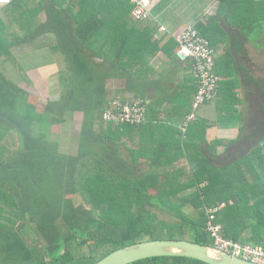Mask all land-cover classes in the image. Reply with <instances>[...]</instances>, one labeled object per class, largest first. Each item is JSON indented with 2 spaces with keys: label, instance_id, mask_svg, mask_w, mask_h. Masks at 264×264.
<instances>
[{
  "label": "trees",
  "instance_id": "trees-1",
  "mask_svg": "<svg viewBox=\"0 0 264 264\" xmlns=\"http://www.w3.org/2000/svg\"><path fill=\"white\" fill-rule=\"evenodd\" d=\"M80 1L41 0L33 6L32 0H13L0 12V140L6 136V143L7 136L16 134L0 149V213L8 225L14 222L0 227L2 262L97 264L119 249L154 240L215 247L208 212L222 204L226 206L217 223L223 238L264 249V77L253 75L248 51L242 50L246 64L240 69L250 91L248 114L241 118L242 144L231 141L236 147L223 155L211 146L208 151L198 148L193 158L187 157L191 166L180 169L187 180L172 182L169 170L163 176L143 173L137 162H128L119 149L110 147V141L125 137L124 129L147 125L148 113L141 125L105 118L117 112L115 101L125 105L146 100L140 68L146 47L135 27L120 20L115 28L106 14H96L94 4L86 2L88 7L75 13ZM220 1L227 19L231 13L225 6L239 10L245 32L234 38V46L245 38L264 49V0ZM41 13H46L45 21ZM199 31L213 46L209 30ZM112 32L118 36L101 37ZM45 36L52 42L39 52L43 58L38 66L28 67L15 58V49ZM22 57L32 60L31 54ZM188 58L193 69L194 60ZM11 61L20 70L17 79L4 70ZM49 65L57 66L50 75L45 70ZM31 74L48 79L50 96L43 107L26 87L34 84ZM111 80L123 81V93L133 96L111 95ZM75 113H82L84 120L80 134L70 135L68 145L77 151L72 154L62 151L52 129L68 123L67 115ZM162 212L171 220L162 218ZM31 226L37 240L25 238ZM133 264L206 263L156 257Z\"/></svg>",
  "mask_w": 264,
  "mask_h": 264
},
{
  "label": "crops",
  "instance_id": "crops-1",
  "mask_svg": "<svg viewBox=\"0 0 264 264\" xmlns=\"http://www.w3.org/2000/svg\"><path fill=\"white\" fill-rule=\"evenodd\" d=\"M138 1L145 2L151 8L150 19H132V6H136L132 0H82L74 9L76 13L82 6L88 7L86 2L94 4L96 14H106L111 18V22H114L112 24L115 28L120 20L128 23L130 27H135L136 37L139 39L142 36L141 40L146 47L140 68L143 73L141 81L147 85V125L124 129L125 137L121 140L115 138L110 142L118 147L122 158L128 162H137V167L142 169L143 173L155 172V175L161 176L165 170L174 167L183 170L191 166V160L187 157L193 158L192 155L198 148L208 151L211 146L217 155H223L226 150L236 147L229 145L231 141L236 140L235 145L242 144V139L239 138L241 118L247 117L250 94L248 85L240 73V69L246 64L242 50L244 48L248 51L253 75L256 77L257 62L253 60V47L250 45L257 48L258 46L249 43L245 38L242 43L234 46V38H240L242 32L239 10L236 6H225L231 13V18L227 19L222 14L224 8L220 0ZM40 3L41 0H32L31 5ZM67 7L65 4L64 8ZM72 15L74 16V13ZM191 25L199 30H209V39L213 41L212 47L216 53V72L222 81L219 96L201 107L197 120L186 127V119L198 90V80L194 75L191 59L179 49L176 36ZM161 27H165L167 31L161 32ZM116 33L101 37L113 38L118 36ZM56 69L57 66L52 65L45 68L48 75L49 71ZM108 87L113 96L119 93L122 98L133 96L123 93V81L111 80ZM212 158L216 159L215 156ZM194 163L196 164V161ZM157 166H163V169H155ZM184 175L181 171L176 180L186 181L188 175Z\"/></svg>",
  "mask_w": 264,
  "mask_h": 264
},
{
  "label": "built area",
  "instance_id": "built-area-1",
  "mask_svg": "<svg viewBox=\"0 0 264 264\" xmlns=\"http://www.w3.org/2000/svg\"><path fill=\"white\" fill-rule=\"evenodd\" d=\"M136 6L132 10L131 16L135 21H146L152 16L151 8L143 1L132 0ZM13 0H0V7L10 5ZM165 27H161V32L165 33ZM179 49L193 58V70L196 78L199 81V87L193 101V112L187 117L186 127L193 120L197 119L198 111L204 105L213 102L220 93L221 78L216 72V53L209 40L203 37L200 31L190 26L176 36ZM147 101L138 99L132 103L122 104L120 101L112 103L117 111L114 114L106 113V119H122L134 125H141L146 122ZM226 204L219 207H214L208 212V232L215 240V247L230 253L233 256L241 257L247 261L264 264V249L252 246L243 245L233 240L224 239L222 236V226L217 223V217L221 209Z\"/></svg>",
  "mask_w": 264,
  "mask_h": 264
},
{
  "label": "rangeland",
  "instance_id": "rangeland-1",
  "mask_svg": "<svg viewBox=\"0 0 264 264\" xmlns=\"http://www.w3.org/2000/svg\"><path fill=\"white\" fill-rule=\"evenodd\" d=\"M27 2H30V0H25L26 4H27ZM2 9L3 8L0 7V12L2 11ZM239 16H240V14H239ZM39 18L42 19V21H45L46 20V13L45 14L41 13V15H39ZM191 26L195 27L194 25H191ZM188 27H190V26H188ZM242 30H243V32H245L243 27H242ZM255 37L256 36H254L253 40H254V42H256V44H258V38H255ZM51 42L52 41H49L48 37L45 36V37L39 39L38 41H35L32 44H29L28 46H26L24 48L19 47L18 49H15L13 51V54L15 55L16 59H19L18 61H20L22 58V60H21L22 64H25L28 67H33L34 65L38 66V64H40V62L42 61V58H43L42 53H39V52L42 50V47L48 46L49 43H51ZM250 46L253 47V51L251 53V55L253 56V60L255 62H257V63H255L256 64L255 68L257 70V73H255V72L254 73H255L256 77H264V49H262L260 47L257 48L254 45H250ZM30 54H31L30 58H32V60H30V61L29 60L27 61L26 59L24 60V58L22 57L25 55L29 56ZM32 54H34V55H32ZM14 63L15 62L11 61L8 64H6V66L4 67V70L5 71H11V74L15 75L16 77L15 76L14 77L17 79V78H19L20 70L16 66V63L15 64ZM14 67H16V68H14ZM50 72L53 73L54 71L53 72L50 71ZM42 74L44 75L46 73L44 72ZM31 80L34 83L32 86H27L26 84L25 85L27 88L30 87L28 89L31 92H34L35 96L37 95L36 97L39 100V104H40V106L43 107L45 105V103L47 102V99L50 96V90L51 89H50V86L48 83V79H45L44 77H42V79H41L40 75L36 76V74L35 75L31 74ZM221 81H222V79H221ZM20 85H21V83H20ZM147 113H148V106H147ZM67 118L69 120L68 123L64 124L63 126L53 127L52 132L54 133V137L58 136L61 139V144H63V147H61L62 151L66 152V151L70 150V153H72V154L76 153L77 154L76 149L74 147H72L71 145H68V144H69V140H70V135L76 137V135H78L79 132H81L84 117H83L82 113H75L74 115H67ZM0 134H1V132H0ZM15 135L16 134L13 133L10 136H7L5 142L6 143L7 142L12 143V141H13L12 138L16 137ZM4 137H6V136H4ZM4 137H2V140H0V149L3 145L6 144V143H4V139H3ZM70 147H71V149H69ZM110 147L114 148V149L118 148L113 143L110 144ZM168 170L170 172V179L172 182H174L178 178V175L180 174V169L174 167L171 170L170 169H168ZM161 181H162V179H161ZM177 182H181V179L177 180ZM176 191H178V190L177 189L174 190V192H176ZM193 212H194L193 208L188 207L187 213L192 214ZM160 215L164 219L171 220V218L167 214H165V212L160 213ZM1 216L2 215L0 213V227H2V226L9 227L11 224L14 223V222H11L8 225L6 217L5 216L1 217ZM10 221H15V218L12 217V220H10ZM24 234H25V238L29 241H33L35 239L37 240V237H38L37 232H35V229L32 226L27 228L25 230ZM0 251H1V249H0ZM3 251H2V253H0V264H9V263L2 262L3 261L2 259H4V256H5L3 254Z\"/></svg>",
  "mask_w": 264,
  "mask_h": 264
},
{
  "label": "water",
  "instance_id": "water-1",
  "mask_svg": "<svg viewBox=\"0 0 264 264\" xmlns=\"http://www.w3.org/2000/svg\"><path fill=\"white\" fill-rule=\"evenodd\" d=\"M156 257H187L206 264H257L187 240H154L119 249L97 264H133Z\"/></svg>",
  "mask_w": 264,
  "mask_h": 264
}]
</instances>
